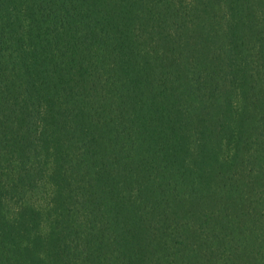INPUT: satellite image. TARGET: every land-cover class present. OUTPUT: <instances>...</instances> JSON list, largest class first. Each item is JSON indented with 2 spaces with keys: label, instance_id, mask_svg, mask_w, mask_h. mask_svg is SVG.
I'll use <instances>...</instances> for the list:
<instances>
[{
  "label": "trees",
  "instance_id": "obj_1",
  "mask_svg": "<svg viewBox=\"0 0 264 264\" xmlns=\"http://www.w3.org/2000/svg\"><path fill=\"white\" fill-rule=\"evenodd\" d=\"M190 255L264 264V0H0V264Z\"/></svg>",
  "mask_w": 264,
  "mask_h": 264
},
{
  "label": "rangeland",
  "instance_id": "obj_2",
  "mask_svg": "<svg viewBox=\"0 0 264 264\" xmlns=\"http://www.w3.org/2000/svg\"><path fill=\"white\" fill-rule=\"evenodd\" d=\"M219 15H221L222 13V7L220 5L216 6V10H215ZM249 223V221H247ZM251 225L247 224L246 227H243L244 229L247 227H250ZM240 238L242 239V237L240 236ZM194 256V255H193ZM192 255L188 256L185 258V262L189 263V264H196V262H198L197 257H193ZM181 261L183 262V259H181ZM203 263V262H202Z\"/></svg>",
  "mask_w": 264,
  "mask_h": 264
}]
</instances>
